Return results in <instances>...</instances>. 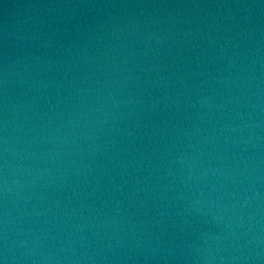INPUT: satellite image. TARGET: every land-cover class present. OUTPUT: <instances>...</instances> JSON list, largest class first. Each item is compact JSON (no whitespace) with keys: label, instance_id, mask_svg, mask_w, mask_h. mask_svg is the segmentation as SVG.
Here are the masks:
<instances>
[{"label":"water","instance_id":"1","mask_svg":"<svg viewBox=\"0 0 264 264\" xmlns=\"http://www.w3.org/2000/svg\"><path fill=\"white\" fill-rule=\"evenodd\" d=\"M0 264H264V0H0Z\"/></svg>","mask_w":264,"mask_h":264}]
</instances>
